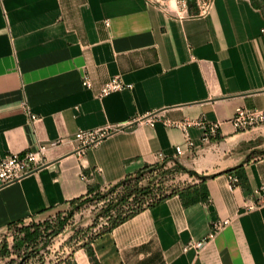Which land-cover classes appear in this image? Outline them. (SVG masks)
<instances>
[{"label": "crops", "instance_id": "crops-1", "mask_svg": "<svg viewBox=\"0 0 264 264\" xmlns=\"http://www.w3.org/2000/svg\"><path fill=\"white\" fill-rule=\"evenodd\" d=\"M116 76L128 86L100 96ZM240 106H264V10L255 0H211L204 12L172 1L0 0V161L47 145L42 166L0 187V232L43 220L162 152L217 174L203 187L185 173L208 199L185 204L174 194L142 210L92 241L98 264H264V153L247 161L264 149V125L238 131ZM149 112L160 117L154 126L134 121ZM166 119L217 121L220 133L203 140L202 127L186 133ZM107 124L121 129L80 154L75 133ZM240 164L247 189L224 172ZM202 239L200 251L185 249ZM74 260L92 264L84 246Z\"/></svg>", "mask_w": 264, "mask_h": 264}, {"label": "rangeland", "instance_id": "rangeland-1", "mask_svg": "<svg viewBox=\"0 0 264 264\" xmlns=\"http://www.w3.org/2000/svg\"><path fill=\"white\" fill-rule=\"evenodd\" d=\"M163 4H168L170 1L173 2L176 8L179 10L189 9L195 12H200L206 7L211 0H155ZM264 10V0H255ZM176 161L181 163L179 160L166 161L165 159L157 161L158 166H152V168L147 171L143 176L139 178H134L131 180V184H138L139 187H149L151 193L144 194L136 201H151L163 193H167L172 189L188 184L189 176L185 175L186 172L179 170L176 167ZM108 187L103 189V192H108ZM124 194V188L119 189L109 193L107 199L99 198L93 201L87 202L79 210L74 211L73 215L70 216L71 205L54 212L53 215L46 217L43 220H34L40 223L48 221L52 227L49 231H46L44 235H47L56 228L57 220L59 218L63 219L66 217L65 225L63 229L57 234L52 236L48 246L41 249L40 252H36L34 257H32L29 263L39 264L40 259L43 258L46 264H68L69 261L75 263L74 251L79 247L90 241L96 233H98L104 226L109 225L111 220L119 213V210H127L132 207V200L124 204L122 208H114L111 212H105L109 199H118ZM101 196V195H100ZM60 215V217H59ZM112 217V218H110ZM28 220L29 223L33 221ZM21 226L15 228L14 230H4L0 232V248L9 243L10 246L14 243V237L16 235H22L18 230ZM48 237V236H46ZM99 237V236H98ZM43 239L40 241L42 243ZM24 252L21 253V255ZM11 258L20 259L18 254H13L12 257L1 260V264L9 261Z\"/></svg>", "mask_w": 264, "mask_h": 264}, {"label": "trees", "instance_id": "trees-1", "mask_svg": "<svg viewBox=\"0 0 264 264\" xmlns=\"http://www.w3.org/2000/svg\"><path fill=\"white\" fill-rule=\"evenodd\" d=\"M257 153H264V149L255 150L249 153L247 157V161L250 160L253 157V155ZM158 165L159 163L157 162L153 164H147L144 167L137 170L136 172L128 174L118 182L113 183L110 186H106L109 188L108 192L106 193L103 192V189L105 187L104 188L90 187L86 195L74 198L70 201V205H71L70 216L73 215L74 211L79 210L83 205H85L89 201H93L95 199H99L102 197L104 199H107L109 193L119 189L120 187L124 188V194L118 199H114V198L109 199L107 207L105 208V212L109 213L114 208H119V207L122 208L124 204L128 203L130 200H132V202H136V203H132L134 205H132V207H129V209L127 210H122V209L119 210V213L114 217L113 220H111L109 225L104 226L98 233L94 235V237L90 241H87L83 245L87 250V253L92 261V264H98V259L91 245L92 241L98 236L112 231L116 226L128 220L129 218L133 217L134 215L138 214L142 210L146 208L154 207L156 204L160 203L164 199L174 194H180L181 196H183V198H187L185 200V204H190L200 199H206V200L208 199V193L206 191L198 192L196 190L197 186L195 184L192 185L191 183H188L183 186L177 187L176 189H172L167 193H163L161 196H158L157 198H154L151 201H147V202L142 200L136 201L144 194L146 195L150 194L151 190L148 186L139 187L138 184L133 185L131 184V180L143 176L147 171H149L152 168V166H158ZM176 167L179 170H182L191 176H196L200 178L201 185L203 187L205 186L206 180L209 177H214L217 175V174L200 175L195 170L189 169L188 167L184 166L178 161H176ZM224 172L236 174L240 178V184H242L247 189L248 179L243 169V164L229 168ZM192 187L195 188L193 191L191 190ZM31 221L33 222L29 223L28 220L27 221L22 220L18 222H11L8 225L7 227L8 230H14L15 228L21 226L18 230L22 233V235H16L14 237V243L12 246H10L9 243H6L0 248V264L2 259L12 257L13 254H18V256H20V259L18 260L15 258H11L9 261H6L4 264H32L29 263V261L32 257L36 256L35 253L36 252L38 253L41 251V249L46 248L52 236L57 235L63 229L65 225L66 217H63V219L59 218L57 220L56 228H53L52 231H50V233H48L47 235L44 234L46 233V231H49L52 227V225L48 221L43 223L34 220ZM42 239L43 241L42 243H40ZM22 252L24 253L21 255ZM39 264H46V261L43 258H41ZM68 264H75V263L69 261Z\"/></svg>", "mask_w": 264, "mask_h": 264}, {"label": "built area", "instance_id": "built-area-1", "mask_svg": "<svg viewBox=\"0 0 264 264\" xmlns=\"http://www.w3.org/2000/svg\"><path fill=\"white\" fill-rule=\"evenodd\" d=\"M209 6L210 2L200 12L206 11ZM83 85L88 88L93 86V82L88 73H85L83 76ZM126 86L128 85L120 77H112L100 87L99 95L103 97L109 95L112 92L121 90ZM32 118L35 119L36 115H32ZM158 120H160V117L156 112H149L145 115L137 117L134 121L139 123H147L154 126ZM231 122L238 131H244L256 126L264 125V106L253 108L245 106L237 107L234 115L231 118ZM165 123L169 126L180 127L186 133L191 125L200 126L204 129L203 140H209L218 136L221 126L220 122L208 121L207 119H185L183 121L166 119ZM120 129L121 126L114 124H107L91 129H79L75 133V140L78 143V152L80 154L85 153L88 147L97 146L104 138ZM186 144L188 147H192L194 145V142L189 136L186 138ZM46 149L47 145L41 144L36 150H28L21 154H7L0 161V187L19 180L42 166L45 163L44 158ZM176 151L178 155L182 154L184 151L183 146L178 145L176 147ZM156 156L158 160L164 159V154L162 152L157 153ZM227 176L231 186L240 184V178L236 174L228 173ZM83 177L87 178L86 175H83ZM258 191H264V186H262ZM259 204L260 202L258 201L257 203L248 205V208H253ZM229 222L230 219H224L215 222L213 232L210 233V238L213 237L217 231L221 230ZM205 244L206 239L191 240L186 245L185 249L194 248L197 251H200L205 246Z\"/></svg>", "mask_w": 264, "mask_h": 264}]
</instances>
